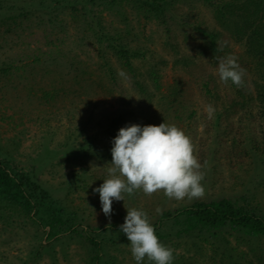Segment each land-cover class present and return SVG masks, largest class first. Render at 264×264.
Returning <instances> with one entry per match:
<instances>
[{"label":"trees","instance_id":"obj_1","mask_svg":"<svg viewBox=\"0 0 264 264\" xmlns=\"http://www.w3.org/2000/svg\"><path fill=\"white\" fill-rule=\"evenodd\" d=\"M192 1L0 0V26L6 33L10 32L12 25L16 26L17 19H29L36 28L41 29L44 44L48 47V63L64 65L68 75L79 85L86 72L82 70L80 73L77 64L81 62L76 61L77 57H68L61 47L68 29L73 28L77 45L87 44L93 48L99 61L97 70L110 82H115L116 75L109 57L130 73L137 92L148 102H156L160 123L175 125L187 134L194 130L192 125H196L201 118L204 133L208 135L205 144L214 156L219 152L217 147L224 144L223 140L219 141L220 134L228 136L231 133L228 127L221 132V123L224 121L232 126L230 118L241 112L238 118L239 122L245 119V131L238 132L239 135L231 140L230 151L225 149L224 152L226 157L233 155L235 158L233 162L239 174L234 179L240 180L242 187L247 185L246 191L225 197H203L180 209L162 210L152 225L160 242L168 247H179L181 241L185 244L190 240L192 250L201 254L208 246L210 254L207 260L211 264H264V208L256 199L257 188H264V0H194L209 10L219 29L208 28L197 21L190 23L184 20L185 16L176 15L178 4L189 5ZM6 11L18 13L4 16ZM106 15L110 16L109 21ZM141 19L156 23L164 34L163 47L170 46L179 55L173 60V65L187 74H195L190 84L194 85L197 96L187 92L188 82L176 80L167 85L163 92L152 68L147 72L152 90L144 81L136 79L140 75L133 62L143 58L146 51L133 46L137 28L131 20L139 24ZM174 27L181 30L185 41H193L192 54L182 50L176 41ZM217 44L222 46V51L217 50ZM234 45L239 47V52L233 51ZM228 54L236 56L240 66L247 70L242 88L235 87L231 82L223 84L219 79L216 57ZM196 59L202 62L203 67L197 65ZM34 61L38 62L39 59L34 57ZM10 69L11 66H8L1 71L7 73ZM97 81L101 84L99 79ZM58 96L57 89H54L45 92L43 99L52 101ZM197 97L204 104L214 107L211 119L198 111ZM254 108L256 111L253 113ZM253 123L256 124L257 133L249 126ZM150 124L153 125V121ZM83 126L84 122L68 131L61 147L68 150L72 158L101 157L102 152L97 151L91 143L97 133L83 138L82 142L74 141L83 133ZM200 155V162H203L205 152L201 151ZM78 176L73 175L72 178ZM65 187L67 195L74 189L70 181L66 182ZM64 201L51 196L50 190L38 180L34 168L19 170L7 155L0 156V208L30 218L34 227L41 228L42 234L45 232V240L49 241L47 245L39 240L29 244L21 264H34L42 254L49 255L52 264H55L56 240L64 247V256L65 247L70 242L81 243L87 257L83 264H115L116 257L107 252L108 249L118 250L120 243L130 245L126 235L120 231L127 212L108 225H93L89 219L91 214L82 217L83 211L81 215L77 210L68 211ZM225 234L239 235L236 241L243 242L246 238L245 243L249 244L252 258L246 259L241 254L240 259L244 263H239L237 253L230 247ZM212 239L215 242L209 244ZM256 248H259L258 252ZM217 256L219 260L215 259ZM182 261L183 257L174 253L173 264H182ZM143 264L148 262L145 260Z\"/></svg>","mask_w":264,"mask_h":264},{"label":"rangeland","instance_id":"obj_2","mask_svg":"<svg viewBox=\"0 0 264 264\" xmlns=\"http://www.w3.org/2000/svg\"><path fill=\"white\" fill-rule=\"evenodd\" d=\"M17 13V11H6L3 15ZM176 15L185 16L184 20L190 23L197 21L208 28L219 29L213 22L209 10L198 1L193 0L189 5L178 4ZM105 18L107 21L110 20L109 15ZM28 20L17 19L15 22L17 27L12 25L10 32L6 33L0 26V156L7 155L19 170L29 171L30 168H34L38 180L50 190L54 199L65 200L68 211L77 210L79 214L83 211L82 217L91 214L89 219L93 225L98 223L108 225L117 220L120 214H125L126 209L131 208L145 211L153 224L160 214L157 212L158 208L173 211L188 206L196 200H170L163 195V192L148 197L141 191L132 196L125 194L124 201H113L110 219L103 214L99 193H94L93 190L100 187L103 180L108 178L107 164L112 161L113 139L119 130L126 126L143 127L151 125L152 121L154 126H159L161 124L157 119L160 115L159 107L155 101L148 102L137 92L132 85L130 73L120 68L112 57H109V61L115 71V82H110L104 77V74L97 70L99 61L93 48L87 44L78 46L73 28H70L65 35V43L61 45L62 51H65L68 57H77L76 61L81 62L77 64L78 70L80 69V73L82 70L86 72L83 74L84 82L75 84L64 65L53 66L48 63L46 55L48 47L44 44L41 29L36 28L33 22ZM131 22L137 28L133 46L142 47L146 51L143 58L133 62L134 68L140 75L137 80L144 81L143 83L152 90L150 78L147 77L148 70L152 68L162 86L161 90L165 92L167 85L175 80L190 84L195 79L194 73L187 74L183 69L173 65V60L179 55H176L170 46L163 47L164 34L156 23L144 22L143 19L139 24L134 20ZM174 29L176 41L182 50L192 54L193 41L190 39L185 41L181 30L176 27ZM233 51L239 52V47L234 45ZM34 57L39 61L35 62ZM196 63L199 67H203L199 59H196ZM8 66H11L10 71L3 73L1 70ZM121 72L124 73L123 76L120 75ZM54 89H57L58 97L52 101L43 99L45 92ZM187 92L197 96L193 84L188 85ZM197 104L198 111L208 117L204 110L206 104L199 98ZM255 111L254 108L253 113ZM239 113L230 118L229 122L232 126L224 121L221 123V132L228 127L231 133L228 136L220 134L219 141L223 140L224 148L219 145L216 156L205 144L208 135L204 133V121L201 118L197 120L196 125H192L194 130L186 134L196 146L195 154L199 162L201 151L205 152V158L200 162L204 172L202 181L205 189L204 197H225L239 194L247 189V185L242 187L241 181L234 179V176L239 174L233 162L235 158L233 155L226 157L224 152L225 149L230 151L231 140L245 131L243 125L246 122L245 119L239 122ZM82 122L85 123L83 133L74 141L82 142L83 138L97 133L91 143L97 151L102 152L101 157L72 158L69 157L68 150L61 147L67 132L79 127ZM249 126L253 127L254 133L258 132L255 123ZM73 175L79 176L72 178ZM68 181L74 189L67 195L65 185ZM256 193V199L264 208V188H257ZM34 226L30 218L0 208V264H21L29 244L32 245L34 241L39 240L43 245H47L49 241L45 240V232L42 234L41 228ZM36 232L37 236H35ZM225 236L230 242V247L235 249L234 253H237L239 263H244L243 259H240L241 254L246 259L252 258L249 244L245 243L246 238L242 242L235 240L239 235L225 234ZM189 241L185 244L181 241L179 247L175 248L169 245L178 257H183L182 264H211L207 260L210 254L208 246L200 254L192 250ZM213 241L215 242L213 239L210 240L209 244ZM58 243L56 240L55 264H83L87 257L86 249L81 243L70 242L65 247V256L62 253L64 247ZM253 243L256 245V240L253 239ZM258 250L259 248L255 249L256 252ZM107 253L116 257L115 264H136L131 255L130 245L120 243L118 250L108 249ZM215 259L219 260L218 256ZM34 264H52V262L49 255L42 254Z\"/></svg>","mask_w":264,"mask_h":264},{"label":"clouds","instance_id":"obj_3","mask_svg":"<svg viewBox=\"0 0 264 264\" xmlns=\"http://www.w3.org/2000/svg\"><path fill=\"white\" fill-rule=\"evenodd\" d=\"M217 50L222 51V46L217 44ZM216 60L220 81L242 88L247 70L240 66L238 58L228 54L216 57ZM204 110L211 119L214 107L208 104ZM112 145V161L107 164L108 178L93 190L99 193L103 214L109 219L113 201H124L125 194L132 196L142 191L151 197L163 192L166 198L176 201L204 197V172L195 154L196 146L177 126L167 123L126 126L119 130ZM126 210L120 231L130 242L136 264H143L145 260L148 264H173L174 250L160 242L147 213L136 208ZM161 211L157 209L158 213Z\"/></svg>","mask_w":264,"mask_h":264}]
</instances>
